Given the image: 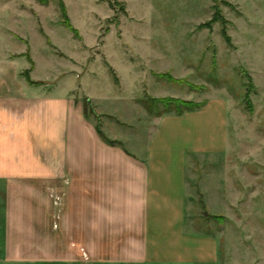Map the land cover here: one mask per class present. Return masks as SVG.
Instances as JSON below:
<instances>
[{
    "label": "rangeland",
    "instance_id": "rangeland-1",
    "mask_svg": "<svg viewBox=\"0 0 264 264\" xmlns=\"http://www.w3.org/2000/svg\"><path fill=\"white\" fill-rule=\"evenodd\" d=\"M0 23L17 33L0 46L30 61L22 74L33 58L36 77L72 88L121 143L108 144L144 155L171 120L174 185L186 163L185 233L217 243L215 259L180 264H264V0H0ZM146 97L203 106L160 116ZM4 208L0 187V244Z\"/></svg>",
    "mask_w": 264,
    "mask_h": 264
},
{
    "label": "crops",
    "instance_id": "crops-1",
    "mask_svg": "<svg viewBox=\"0 0 264 264\" xmlns=\"http://www.w3.org/2000/svg\"><path fill=\"white\" fill-rule=\"evenodd\" d=\"M0 25V40L16 39L15 31ZM21 53L0 46V187L5 194L0 264L215 259V239L185 233L186 163L174 185L167 153L172 131L163 130L171 120L148 140L144 155L112 146L84 114L72 88L36 77L33 58L34 83L22 74L30 61ZM183 119L190 118L174 120ZM160 135L166 152L156 146ZM186 150H180L183 156ZM209 250L212 254H206Z\"/></svg>",
    "mask_w": 264,
    "mask_h": 264
},
{
    "label": "trees",
    "instance_id": "trees-1",
    "mask_svg": "<svg viewBox=\"0 0 264 264\" xmlns=\"http://www.w3.org/2000/svg\"><path fill=\"white\" fill-rule=\"evenodd\" d=\"M39 1L44 4L47 3V0ZM26 77L29 79L30 82L34 83L32 80H30V76L27 75ZM143 104L148 110V112H150V114H157L160 116L165 112L171 111H175L177 114H183L186 111H193L203 106V103H195L190 100H184L176 97H146L143 99ZM161 109H163L164 112ZM97 131L106 142H109L112 145L121 144L118 141L111 140L110 138L106 137L99 127H97Z\"/></svg>",
    "mask_w": 264,
    "mask_h": 264
}]
</instances>
